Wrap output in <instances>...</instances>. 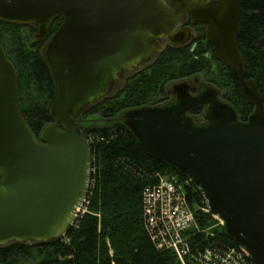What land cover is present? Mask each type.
<instances>
[{
  "label": "water",
  "instance_id": "95a60500",
  "mask_svg": "<svg viewBox=\"0 0 264 264\" xmlns=\"http://www.w3.org/2000/svg\"><path fill=\"white\" fill-rule=\"evenodd\" d=\"M241 4L191 0L172 10L165 0H0V23L32 26L36 40L62 19L44 53L53 77V123L37 137L20 114L16 71L0 46V247L65 237L90 179V149L77 118L121 77L148 67L162 39L184 47L190 34L177 28L188 15L206 26L214 58L237 75L253 114L240 122L215 88L204 85L193 97L182 85L177 101L118 120L148 156L195 185L252 264H264V108L236 46ZM198 107L204 113L192 119Z\"/></svg>",
  "mask_w": 264,
  "mask_h": 264
},
{
  "label": "trees",
  "instance_id": "16d2710c",
  "mask_svg": "<svg viewBox=\"0 0 264 264\" xmlns=\"http://www.w3.org/2000/svg\"><path fill=\"white\" fill-rule=\"evenodd\" d=\"M61 21L59 18L51 24L48 37ZM34 34L32 26L0 23V46L17 75L15 100L37 137L53 123L54 86L44 57L50 38L32 41ZM196 36L192 46L160 50L148 67L126 74L121 86L80 114L76 124L88 143L94 170L88 213L68 229L65 237L53 242L0 247V264H180L174 254L157 250L150 241L143 194L162 177L175 179L183 184L201 231L212 226L211 215L200 211L206 206L195 185L174 167L148 156L118 119L122 113L164 105L169 99L167 84L200 76L219 91L221 101L235 111L238 121L248 120L254 107L243 99L237 75L214 58V48L203 43V34ZM236 46L245 79L254 82L264 108V0H242ZM188 244L197 256L206 247L215 249V245L220 254L227 248L237 249L223 228L214 238L203 231L195 234ZM248 264L252 263L248 260Z\"/></svg>",
  "mask_w": 264,
  "mask_h": 264
},
{
  "label": "built area",
  "instance_id": "2783aa9c",
  "mask_svg": "<svg viewBox=\"0 0 264 264\" xmlns=\"http://www.w3.org/2000/svg\"><path fill=\"white\" fill-rule=\"evenodd\" d=\"M92 174L91 167L90 177ZM92 188L90 179L87 196L76 209L72 226L88 213ZM143 205L152 243L157 250L174 254L180 264L191 261L196 264H248L247 255L235 248H227L220 254L219 246L215 245V249L206 247L200 256L189 250V239L205 231L196 225L195 212L187 201L183 184L177 180L160 178L156 186L143 194ZM209 237L214 238V235Z\"/></svg>",
  "mask_w": 264,
  "mask_h": 264
},
{
  "label": "flooded vegetation",
  "instance_id": "af4514ba",
  "mask_svg": "<svg viewBox=\"0 0 264 264\" xmlns=\"http://www.w3.org/2000/svg\"><path fill=\"white\" fill-rule=\"evenodd\" d=\"M191 0H165V4L172 10H176L178 7L179 8H183L184 6L188 5L190 3ZM217 0H210V3L215 2ZM62 22V21H61ZM59 26V25H58ZM58 28V27H57ZM205 28L206 26L204 24L201 23H193L191 21L190 16L186 15L182 18L180 26L177 28V31H187L190 34L189 37V41L186 43L185 46H192L194 44V41L196 39V35L198 34V32H200V34H203L204 36V42L203 43H207L206 38H205ZM56 32V31H55ZM53 36V33L46 39L51 38ZM50 40V39H49ZM49 42V41H48ZM160 44L162 45V49H164L166 46H170L169 44V40L168 39H162L160 41ZM209 44V43H208ZM184 46V47H185ZM198 76H195L192 80L190 78H188V80L186 79V81H184V83H181L177 86H173L171 91H166V93L169 96V99L166 101V104L169 103H173L175 101H177V96H180L182 94L181 90H180V86H185L188 89V92L191 96H196L198 94V90L200 87L202 86H209L207 83L205 82H201L198 78ZM125 77H121V80L119 83L116 84V87L118 88L119 86H121V84L123 83ZM186 82V83H185ZM164 105H161L159 107H162ZM200 109V110H198ZM205 107H198L196 109H194L193 111H191L189 113V115H192L194 117H199L202 116L203 112H204ZM199 111V113L197 115H193L194 112Z\"/></svg>",
  "mask_w": 264,
  "mask_h": 264
},
{
  "label": "rangeland",
  "instance_id": "374dc122",
  "mask_svg": "<svg viewBox=\"0 0 264 264\" xmlns=\"http://www.w3.org/2000/svg\"><path fill=\"white\" fill-rule=\"evenodd\" d=\"M32 37V41H37L36 39H35V34H34V36L32 35L31 36ZM194 78V77H193ZM193 78H190L191 80L193 79ZM201 82H204V80L200 77V76H198L197 77ZM188 80V79H187ZM184 81H186V80H182V81H175V82H171V83H169V84H167L166 86H165V91H171L172 90V88H173V86H177V85H179V84H181V83H184ZM186 83V82H185ZM125 113H122L120 116H119V118L120 117H122L123 115H124ZM202 213H208L206 210H204V209H202V210H200ZM211 218H212V226H210L209 228H204V231H205V234L207 235L208 234V236H210V235H218L219 233H220V230L223 228L224 229V223L220 220V219H218V218H216L214 215H211ZM225 231V230H224ZM218 233V234H217Z\"/></svg>",
  "mask_w": 264,
  "mask_h": 264
},
{
  "label": "bare ground",
  "instance_id": "6f19581e",
  "mask_svg": "<svg viewBox=\"0 0 264 264\" xmlns=\"http://www.w3.org/2000/svg\"><path fill=\"white\" fill-rule=\"evenodd\" d=\"M150 241H151V239H150ZM152 242V241H151ZM154 245V244H153Z\"/></svg>",
  "mask_w": 264,
  "mask_h": 264
}]
</instances>
